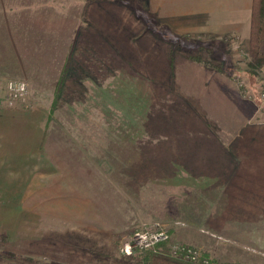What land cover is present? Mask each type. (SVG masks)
<instances>
[{"label": "rangeland", "instance_id": "1", "mask_svg": "<svg viewBox=\"0 0 264 264\" xmlns=\"http://www.w3.org/2000/svg\"><path fill=\"white\" fill-rule=\"evenodd\" d=\"M148 4L0 0V264H143L136 232L264 264V64Z\"/></svg>", "mask_w": 264, "mask_h": 264}, {"label": "crops", "instance_id": "2", "mask_svg": "<svg viewBox=\"0 0 264 264\" xmlns=\"http://www.w3.org/2000/svg\"><path fill=\"white\" fill-rule=\"evenodd\" d=\"M148 3L163 27L173 35L191 36L203 41L213 38L235 39L239 35H243L248 41L250 39L253 0H148ZM4 17L1 13L0 18ZM0 25H3L0 28H5V21L1 20ZM4 48L9 49L0 47ZM0 61V72L8 71V62ZM23 65L28 66L26 63ZM63 65L64 68L67 67L66 64ZM38 66L44 69L47 65L40 63ZM41 72L45 73L42 69Z\"/></svg>", "mask_w": 264, "mask_h": 264}, {"label": "trees", "instance_id": "3", "mask_svg": "<svg viewBox=\"0 0 264 264\" xmlns=\"http://www.w3.org/2000/svg\"><path fill=\"white\" fill-rule=\"evenodd\" d=\"M201 46H203L202 43L198 45V47ZM249 57V68H258L264 64V0H253ZM190 58L201 61L198 55H192ZM168 243L169 240L160 241L154 247L135 250H140L143 264H242L240 262H220L201 252L193 255L192 251L196 249L189 246H178L177 253H174L173 248L175 247H170Z\"/></svg>", "mask_w": 264, "mask_h": 264}, {"label": "built area", "instance_id": "4", "mask_svg": "<svg viewBox=\"0 0 264 264\" xmlns=\"http://www.w3.org/2000/svg\"><path fill=\"white\" fill-rule=\"evenodd\" d=\"M6 91L8 97L11 100L15 101L18 99H22L27 95L29 91V85L28 82L25 80H10L6 85ZM167 237L168 236L166 233H160V232H156L153 235H148L147 233L144 232H136L132 237L130 247L140 250L145 249L150 247L154 243H159L160 241L165 240ZM173 249L175 250L174 253H177L178 247L175 246V248ZM192 254L193 255L198 254L197 250L192 251Z\"/></svg>", "mask_w": 264, "mask_h": 264}]
</instances>
